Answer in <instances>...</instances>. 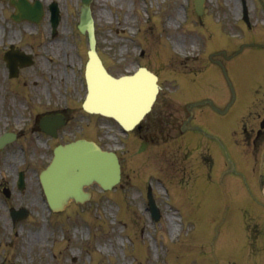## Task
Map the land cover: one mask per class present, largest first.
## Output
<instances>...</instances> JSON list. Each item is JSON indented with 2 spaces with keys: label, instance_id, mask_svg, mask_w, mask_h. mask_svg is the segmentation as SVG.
Here are the masks:
<instances>
[{
  "label": "rangeland",
  "instance_id": "1",
  "mask_svg": "<svg viewBox=\"0 0 264 264\" xmlns=\"http://www.w3.org/2000/svg\"><path fill=\"white\" fill-rule=\"evenodd\" d=\"M57 1L62 20L55 39L48 41L46 20L32 29L40 38L27 39L32 44L45 40L46 55L41 47V51L32 49L39 54L35 64L11 82L6 80L0 56V131L23 127L36 113L65 104L74 109L75 121L58 139L31 130L21 141L28 148L12 152L21 144L15 143L0 152V183H15L17 172L25 171L23 193L14 189L7 204L24 205L30 213L27 220L15 225L17 233L11 236L6 207L0 206L3 242L8 244L9 238L14 239L12 246L2 245L0 255L9 254L19 264H210V258L212 264H264V200L254 185L258 170L253 177L251 165L237 155L228 136L229 125L235 129L239 125L250 127L264 117V48L253 45H264V0H245L250 27L241 21V0H206L204 16L196 15L192 0L92 3L97 48L106 66L114 74L132 71L138 64L156 72L162 101L176 109V124L185 117L190 100L207 97L220 108L226 104L229 94L225 79L209 57L217 51L225 50L227 55L238 51L224 61L238 92L232 110L221 117L207 107H196L194 114L195 123L200 124V113L205 111L206 127L224 135L238 175L219 170L222 153L216 146L218 164H212L209 172L199 163L196 152H189L196 142L191 143L186 135L178 136L173 130L164 141L143 143L125 136L109 119L82 114V88L75 81L87 41L75 29L79 3ZM148 12L152 20L146 24ZM7 14L0 7V54L10 44V37H15L14 43H23L27 33L23 30L27 24L10 26ZM57 45L61 50L56 49ZM139 52H143L140 57ZM180 91L192 97H177ZM94 123H98L99 131L91 129ZM75 137H92L104 149L118 150L124 159L122 179L111 191L104 192L93 184L87 188L92 193L88 202H71L63 212L50 215L36 176L48 161L52 147ZM199 144L202 147L205 142ZM156 179H164L165 189ZM147 185L161 208L160 219L155 222L146 211ZM10 186L15 188V184ZM255 192L260 198L257 203ZM3 196L0 193V199Z\"/></svg>",
  "mask_w": 264,
  "mask_h": 264
},
{
  "label": "water",
  "instance_id": "2",
  "mask_svg": "<svg viewBox=\"0 0 264 264\" xmlns=\"http://www.w3.org/2000/svg\"><path fill=\"white\" fill-rule=\"evenodd\" d=\"M89 1L83 0L80 30L88 31L89 62L86 67L88 95L84 108L115 117L125 127L134 125L149 109L156 92L155 77L150 73L112 78L106 73L94 51ZM202 0H195L201 8ZM44 187L52 205L61 208L59 200L70 196L79 199L82 186L93 181L103 188L114 184L118 163L111 152H103L87 141H77L55 151V158L45 173Z\"/></svg>",
  "mask_w": 264,
  "mask_h": 264
},
{
  "label": "bare ground",
  "instance_id": "3",
  "mask_svg": "<svg viewBox=\"0 0 264 264\" xmlns=\"http://www.w3.org/2000/svg\"><path fill=\"white\" fill-rule=\"evenodd\" d=\"M56 49H57V50H60V47H57Z\"/></svg>",
  "mask_w": 264,
  "mask_h": 264
}]
</instances>
